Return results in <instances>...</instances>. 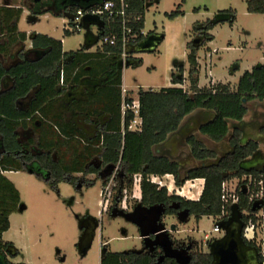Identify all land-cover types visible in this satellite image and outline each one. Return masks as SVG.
I'll return each instance as SVG.
<instances>
[{
  "label": "trees",
  "instance_id": "16d2710c",
  "mask_svg": "<svg viewBox=\"0 0 264 264\" xmlns=\"http://www.w3.org/2000/svg\"><path fill=\"white\" fill-rule=\"evenodd\" d=\"M184 0L181 1V4ZM128 3L129 25L134 33L138 34V40L143 38L141 31L144 29L145 0H126ZM247 11L250 13H264V0H246ZM91 4V3H90ZM181 4L168 16L174 17L183 12ZM89 4H80L73 7L75 12L78 8H84ZM231 16L229 23L234 21L232 10H222ZM214 24L205 21L200 28H195L202 36L201 42L189 41L186 44L188 49L187 77L189 80V91L181 87L161 88L158 91L140 90L138 92L139 113L142 117L141 131L124 132L120 129L119 122L113 126H106L98 137L102 135V143L99 148L92 152L98 153L104 165L117 168V188L113 202L117 201L123 191H128L133 185L135 175L139 176V188L141 206L150 207L163 205L165 215H174L185 210L196 219L202 216H218L222 213L223 202L221 200V187L225 180L239 178L242 175H249L255 179V190H258L257 182L261 181L262 186V207L264 210V165L260 168L244 169L240 163L251 156L258 147V144L249 141L246 144L240 143L241 131L239 128H230V121H240L247 112V102L253 99H264V64L255 66L251 71H245L238 79L235 90H231L228 84L217 83L211 87H198L199 63L197 53L203 44L211 41L213 36L208 33ZM110 30L118 33V23H103L101 35ZM64 33H71L64 30ZM100 35V36H101ZM33 45L42 48L44 53L34 61H22L15 67L5 70L0 62V80L4 74L13 77V85L6 91L0 93V253L8 248H13L9 241L2 238L3 232L9 228V215L15 212L20 204V195L14 184L2 173L7 170H26L31 162H36L45 171L46 182L57 188L60 182L76 184V178L69 172L68 168L60 159L53 157L54 150L50 146L42 145L36 140L29 139L26 142L19 141L17 129L23 126L28 120L32 124L45 121L43 116L35 113L41 109L42 104L49 103L57 98V86L60 83V68L58 64L65 54L62 52L60 40L48 37L44 34H34ZM74 55L72 68L82 69L80 63L86 59L108 54L113 63L121 59V46L102 44V51L99 53H83L79 51L71 53ZM176 69L171 73V82L181 84L183 81L184 66L176 63ZM67 70V66L64 67ZM81 70L78 71V73ZM114 83H120V70ZM34 87H37L34 98L27 110H18L15 101L27 95ZM196 109L209 110L213 117L202 124L199 132L208 136L214 141H220L229 136V143L232 151L222 156L219 161L210 164H201L187 169L184 173L180 171L177 161L171 160L164 155L154 154L153 147L165 141L169 134L176 131L184 117ZM132 112L127 111L124 117V124L132 117ZM73 139L74 134L67 135ZM191 154L198 161L214 160L216 153L197 139L194 135L187 138ZM86 148L92 145L91 142L84 143ZM37 148L39 151L32 150ZM35 148V149H36ZM92 167V166H91ZM93 168V167H92ZM92 170V169H91ZM172 174L176 186H182L187 180L196 178L204 179L201 194L197 200L187 199L176 193H168L165 185H159L151 180V176L162 177ZM109 176L106 178L108 180ZM240 200L237 210L251 211L253 205L249 203V197L243 191L239 192ZM226 211H230L231 205H227ZM227 215L224 216L226 218ZM251 217L256 220L254 215ZM244 224L248 216L242 215ZM264 219V218H263ZM264 227V226H263ZM12 250V249H11ZM161 253L155 247L154 253L149 254L143 251H111L106 248L101 253L99 264H154L156 256ZM264 260V256L261 257ZM212 255L197 248L189 253L187 264H212ZM8 261V260H7ZM9 262V261H8ZM10 264H25L11 263ZM159 264H178L174 259L165 257Z\"/></svg>",
  "mask_w": 264,
  "mask_h": 264
},
{
  "label": "rangeland",
  "instance_id": "374dc122",
  "mask_svg": "<svg viewBox=\"0 0 264 264\" xmlns=\"http://www.w3.org/2000/svg\"><path fill=\"white\" fill-rule=\"evenodd\" d=\"M53 1L55 0H24L22 3L27 13L31 14L44 11ZM181 1L145 0L144 31L156 29L164 38L155 50L140 54V64L124 69L127 87L136 91L141 88L159 90L170 86L171 70L176 69L173 65L179 63L185 69L188 67L187 41L201 40L202 36L195 29L197 25L202 26L207 20L214 21L215 15L222 10H232L234 21H220L216 24L210 31L214 35V41L209 43L210 47L207 43L203 44L197 53L201 61L207 60L208 63L207 54L212 48L218 50L212 57V64L210 63L211 74L220 80L227 78L234 83L244 70H249L257 63H264V13L248 12L246 0H184L182 4ZM179 4L183 13L170 18L168 14L175 11ZM23 22L26 23L25 16ZM63 22L61 16L44 14L36 25L23 26L62 39L66 51L79 48L84 42L86 29L81 26L79 31L62 37ZM91 29L96 31L94 25H91ZM206 66L208 69L209 65ZM200 79L202 83L208 81L204 67L201 68ZM188 86L189 84L186 86L187 91ZM252 112L249 111L247 117L251 118L254 115ZM191 118L197 122L200 117L193 114ZM246 129L252 135L257 132L254 126ZM175 145L180 144L177 142ZM37 174L26 171L8 174L19 192L20 204L10 217V227L4 232L3 239L11 242L17 249L15 259L19 263L99 264L104 241L111 251H139L143 248L142 231L129 215V211H134L137 206L133 197L137 190L135 187L131 186L128 191H123L117 205H112L116 209H129L116 215L107 211L106 206L114 203L117 188L108 189L105 194L107 204L104 206L99 180L95 185L81 189L66 182H61L58 188H54ZM172 186L176 188L174 184ZM199 188V182H187L181 194L190 199L196 198ZM87 216L96 224L92 237H88L87 232L84 237L80 230ZM164 222L167 227L176 225V229L172 231L175 238L192 242L197 249L208 252V243L194 241L203 238V232L212 230L211 217L202 216L196 221L190 216L181 222L179 216H168ZM82 238L89 242L85 251L80 246Z\"/></svg>",
  "mask_w": 264,
  "mask_h": 264
},
{
  "label": "crops",
  "instance_id": "0c3cea01",
  "mask_svg": "<svg viewBox=\"0 0 264 264\" xmlns=\"http://www.w3.org/2000/svg\"><path fill=\"white\" fill-rule=\"evenodd\" d=\"M23 1L24 0H0V62L2 67L8 71L10 68L15 67L22 61L37 60L44 53L42 48L33 45L34 34H44L48 37L60 40L62 44V52L65 54L62 56L58 64V67L60 68V83L57 86V98L55 100H51L49 103L42 104L41 109L35 113L36 115L39 113L41 116H43L45 121L42 123H38L36 121L35 124H32L30 121L26 120L25 124L23 126H19L17 129L19 141L26 142L27 140L32 139L36 140L37 142L39 141V143H41L42 145L50 146V148L54 150L53 157L55 159L62 160L64 165L68 168L69 172L76 178V184L71 185L75 186L77 189L91 187L95 185L96 181L98 180L100 181L101 188H103L107 184L111 185L112 175L113 173H116L117 168H113L109 165H104L101 159L99 158L98 153L92 152L94 149L99 148L102 143V135L98 137L97 134L100 133L106 126H113L118 122L120 124V129L122 128L124 120L121 112V103L124 95L130 99H138V92L140 90H144L141 88L136 89V91H134L135 89H130L126 86L124 78V69L128 68L129 66L140 64L142 62L140 54L143 52H150L137 51L136 47L139 43L143 42L149 35L163 34L157 32L156 29L149 32H145L143 29V38L139 40L138 43L128 47L127 49V53L129 56L127 61L130 62L129 65H124L121 59L118 60L116 63H113L111 56L106 54L103 56H96L90 59H86L85 61L81 62L80 66L82 67V69H78L77 67L72 68L74 55L71 53L79 51V53H81V56L79 57H83V53H99L102 51L100 35L103 23L98 24L92 18H89L88 20H83V17L85 16L84 15L81 19V26L86 29L84 35V42L79 48L75 50L66 51L63 48L62 39L42 31L37 32L36 30H33L30 27H25L23 25H36L37 23H39V18H41L44 14H53L55 16L63 17L64 26V23L67 20H71L74 11L71 9L53 12L48 9L39 13L32 12L31 14H29L24 9L22 3ZM82 3L84 2L80 1L78 5ZM24 16L26 17V23H22V20H24ZM89 17H91V15H89ZM226 21L229 22L230 20ZM218 23L219 22L213 24L215 26ZM91 25H94L96 31H93L91 29ZM200 27L202 26L197 25L196 28ZM212 29H210L208 33L211 34L214 39V35L210 32ZM70 34L71 33L63 32L62 37L69 36ZM213 39L207 42V46L210 47L209 43H212L214 41ZM159 43H157L156 47L153 50L157 48ZM216 51L218 50L212 48V50L207 54L209 64L207 63V60L201 61V58H199L200 55L197 54V60L199 64H201V66H199L198 87H211L214 84L222 83L228 84L231 90H235L237 82L231 83V80H227V78H225V80L223 81L216 78L215 75L211 74L210 67L212 64V57ZM262 64L264 63H257L256 65L252 66L249 70H244L243 73L245 71H251L253 67ZM206 65H209L208 69H206ZM65 66H67L66 71L63 70ZM202 67L205 68V78H207L208 80L205 83H202L200 79V71ZM236 68L237 67H234V69ZM79 70L81 71L78 73ZM118 70H120V83L116 84L113 82V80L116 79ZM172 71H174V68L171 70V73ZM187 71L188 67L187 69H185L184 67L185 74L183 73V81L181 84H173L171 82L170 75L171 85L167 87H181L183 90L187 91L186 86L190 84L187 77ZM13 82V77L10 74H4L0 80V93L8 90L13 85ZM124 88L126 89V92H123ZM37 89V87H34L27 95L18 98L15 101L16 109L27 110L31 104L32 99L35 96ZM188 92H191L189 91V86ZM251 110L253 111L252 113L254 115L249 118L247 116H249L248 113L249 111L251 112ZM193 114L199 115V121L195 122L194 119L191 118ZM212 117V111L203 109L194 110L192 113L184 117L179 128L173 133L169 134L165 141L153 147L154 154L164 155L169 157L171 160L177 161L180 165L181 173H184L187 169L193 166L217 162L218 159H220L225 153H228L232 150V146L229 143V136L225 137L220 141H214L208 136L199 132L200 126L211 120ZM191 122H195L194 125H191ZM229 125L230 128H239L242 134L243 131H245L244 129H246L247 127L254 126L255 130L257 129V132H255L253 136L258 139V147L257 150L251 156L245 159L244 169H260L264 165V99H253L247 102V112L244 115L243 119L240 121H230ZM247 131L248 129H246V132ZM71 133L75 136L73 139H69L67 136ZM191 135H194L197 139L202 141L208 149L213 150L216 153L217 158H215L214 160L207 161H198L194 159L191 154L190 147L186 141L187 138ZM88 142H91L93 146L86 148L84 143ZM177 142L180 144L179 146L175 145ZM35 148H33L32 146V150L39 151L37 150V148ZM27 166L28 168L26 170H7L3 171L2 173L14 184V186L15 183L8 174L16 173L18 171H26L31 174L38 173L37 175H39L41 179L46 181L42 177V174L40 172L42 171L44 173V170L40 168L38 163L31 162ZM109 172L112 173V175L108 180H106V175H108ZM151 179L153 181H159L161 185H165L167 187L168 193L174 192L187 199L190 198L181 194V191L185 184L187 182H199V192L197 194V197L192 198V200H197L199 198L204 184V179L196 178L192 180H187L182 186L178 187L175 185L174 177L172 174H166L161 178L157 176H151ZM230 180H234L235 183L237 178H231L226 181ZM164 181H167L170 184L165 183ZM132 183V187H135L137 189L133 195V197H135L137 201V206L135 207L134 211H137L141 208L151 209L152 207H162V215L158 219V223H160L161 220L164 221V219L168 216H179L181 222L187 219V217H190L189 215L185 214V212H178L174 215H165L163 212V205H154L150 207L141 206L139 203L140 188L138 175L134 176ZM234 183L231 184L233 185ZM172 184H174L176 188H173ZM118 200L119 198H117V201ZM233 205H231L229 213L227 211V217L218 220L220 224V230L218 232H213L212 230H210L209 232H203V238H201L200 240L195 239L194 242H204L205 234H209L210 238L207 243L209 245L208 253L211 254V250L213 248L212 246L215 242L217 243L218 241L223 239L228 233L237 234L238 231H240V236L244 243V245L242 244V260L245 262V264H264V260H262L261 258L264 256V217H262V215L264 214V210L262 207V200H259L254 203L253 208L251 210V212L256 215L255 217L257 221L255 234L256 239L254 240H249L245 237L243 233L245 224L241 219V216L244 215L243 210L239 211L238 213L233 208ZM123 208L126 209L125 207ZM126 211H129V209H126ZM134 211H129V213L133 214ZM110 212L116 215L118 214L117 209L115 207H112L110 209ZM149 212L152 215L153 212H155V214L157 213L154 210H150ZM11 215L12 213L9 215V227ZM209 217L213 219L214 225V223L217 222L216 218L214 216ZM194 219L198 221L200 218L196 219L194 217ZM86 222H90V226L88 225V227H84V224ZM84 224L80 229L81 233H83L84 236L87 232L88 237H92L95 234L96 230L95 222L91 219L90 216H87L84 220ZM241 226L242 228L240 230ZM83 238L81 239L82 242L80 246L82 249L86 250L89 247V242L83 240ZM3 240L7 241L5 239ZM102 243L105 244L106 241ZM11 249H13L14 252L13 250H11L12 253H10L11 255H7V260L11 263H19L15 259V256L18 253L17 249H15L14 247Z\"/></svg>",
  "mask_w": 264,
  "mask_h": 264
},
{
  "label": "built area",
  "instance_id": "2783aa9c",
  "mask_svg": "<svg viewBox=\"0 0 264 264\" xmlns=\"http://www.w3.org/2000/svg\"><path fill=\"white\" fill-rule=\"evenodd\" d=\"M127 11L128 3L126 2V0H99L97 2H91V4L89 3V5L84 8H78L72 15L71 20H67L64 23L63 29L69 32L79 31L81 28V19L84 15L96 16L102 21V23H118L120 26V32L116 33L110 30L108 33L100 36V42L102 44H108L111 46H115L119 43L121 46V61L125 63L129 57L127 53L128 47L135 45L139 41L138 34L134 33L132 27L129 25V17ZM141 34L144 35L143 30L141 31ZM123 92H126L125 88L123 89ZM127 111H131L133 115L126 126L123 122L121 131L124 132L125 129H127L128 131H141L142 117L139 113L138 99H130L124 95L121 103L123 120ZM153 182L161 185L159 181ZM255 182V179L249 175H242L241 177L237 178L236 182L233 185L231 184L232 180L223 181L221 187V200L223 202V210L220 215L215 217L217 222L213 225V232H218L220 230V224L218 220L223 219L226 215L227 211L225 207L227 205L229 206L233 204L238 205V202L240 200L239 192L244 190V193L249 197V203L252 205L261 200V181L257 182V186H259L258 190H255ZM110 187L111 185L107 184L102 188L101 191L102 197L104 198V206L105 204H107L105 194ZM243 213L244 215L248 216L247 223L244 225L243 233L247 239L254 240L256 239L255 234L257 221L254 220L251 215H256L247 210H243ZM262 217H264V214L262 215ZM209 238L210 235L205 234L204 243H206Z\"/></svg>",
  "mask_w": 264,
  "mask_h": 264
},
{
  "label": "water",
  "instance_id": "95a60500",
  "mask_svg": "<svg viewBox=\"0 0 264 264\" xmlns=\"http://www.w3.org/2000/svg\"><path fill=\"white\" fill-rule=\"evenodd\" d=\"M88 4L90 2H96L98 0H79ZM89 18L94 19L98 24H102V21L94 16L89 17V15H85L83 20H88ZM231 20V16L225 12H219L215 15V19L213 23ZM82 24V23H81ZM163 38V35H149L143 42L139 43L136 47L137 51H151L153 50L157 43H159ZM199 39H193L194 43H199ZM129 61H126L124 65H129ZM122 64V62H121ZM219 161V159H218ZM245 160L240 163V167H244ZM43 174L42 171H40ZM244 191V190H243ZM233 208L239 213L237 210V205H233ZM150 210H154L156 214H150ZM162 212V207H152L151 209H139L135 211L131 217L132 221L141 226L142 228V237H147L153 235L155 242L163 249L164 253L160 256V260L165 257H169L174 259L178 264H187L189 261V255L184 254L182 251H178L172 249L170 246V239L167 236V230L165 229V225L163 223H157L158 219ZM174 227L172 226L171 229ZM242 226L240 227L241 230ZM242 244L243 240L240 236V231L237 234L228 233L223 239L215 242L213 244V248L211 250V254L213 256L212 264H245L242 260ZM189 249V246L186 247ZM85 251V249H82ZM104 251V249H103ZM0 264H10L6 257L0 253Z\"/></svg>",
  "mask_w": 264,
  "mask_h": 264
},
{
  "label": "flooded vegetation",
  "instance_id": "af4514ba",
  "mask_svg": "<svg viewBox=\"0 0 264 264\" xmlns=\"http://www.w3.org/2000/svg\"><path fill=\"white\" fill-rule=\"evenodd\" d=\"M2 1H4V0H2ZM39 1H41V0H39ZM79 0H59V1H53L50 5H48L47 7H46V9L45 10H51V11H53V12H57V11H62V10H71L73 7H76V5H78L79 4ZM39 12H42V11H38V12H35V13H39ZM251 126V125H250ZM242 128V127H241ZM245 131H243V134H242V132H241V137H240V143L241 144H246V143H248L249 141H253V142H256L257 143V140L258 139H256L255 138V136H253L252 134H251V132L250 131H247L246 132V129H244ZM261 130V129H260ZM232 151V150H231ZM230 151V152H231ZM225 154H227V153H225ZM224 154V155H225ZM223 155V156H224ZM117 173H113V176H112V184H111V188H113V186L114 185H116L117 183H116V181H117ZM109 176V178H110V176H111V173L109 172V174L108 175H106V178ZM42 177L44 178V179H46L47 178V175H46V173H45V171H44V173L42 174ZM108 178V179H109ZM112 205L113 206H115V205H117V201L116 202H114L113 204H111L110 206H106V210L107 211H109L110 212V209L112 208ZM141 209H145V208H141ZM147 209V208H146ZM124 211H126V209H117V212H118V214H121V213H123ZM180 213H183V212H185V214H187V215H189L185 210H181V211H179ZM117 214V215H118ZM153 214H155V212H153ZM130 215V217H132V215L133 214H129ZM189 216H191V215H189ZM194 217V216H193ZM159 221V220H158ZM158 223V222H157ZM160 223H164L165 224V229L167 230V236H168V238L170 239V246H171V248L172 249H175V250H178V251H182L184 254H188L189 255V253H190V251L192 250V249H195L196 248V246H195V244L194 243H192V242H186V240L185 241H183L182 239H177V238H175L173 235H172V231L173 230H175L176 229V226H173L174 228L173 229H171V227H167L166 226V223L163 221V220H161L160 221ZM88 225L90 226V222H86L85 224H84V227H88ZM137 225V224H136ZM139 226V225H138ZM140 227V229H141V231H142V228H141V226H139ZM142 243H143V248L141 249V250H139V251H143V250H145L146 252H148L149 254H153L154 253V250H155V247H158L159 248V250L161 251V253L158 255V256H156V261H154V264H159V261H161L160 260V256L164 253V251H163V249L155 242V239H154V237H153V235H150V236H147V237H142ZM207 243V242H206ZM187 246H189V249L187 250L186 249V247ZM195 247V248H194ZM106 248H107V245L105 244H103L102 245V252H103V249H104V251L106 250ZM101 252V253H102ZM10 253H12L11 252V249L10 248H8L7 249V251H5L4 253H2L5 257H6V260H7V255L8 254H10Z\"/></svg>",
  "mask_w": 264,
  "mask_h": 264
},
{
  "label": "bare ground",
  "instance_id": "6f19581e",
  "mask_svg": "<svg viewBox=\"0 0 264 264\" xmlns=\"http://www.w3.org/2000/svg\"><path fill=\"white\" fill-rule=\"evenodd\" d=\"M244 192V191H243Z\"/></svg>",
  "mask_w": 264,
  "mask_h": 264
}]
</instances>
